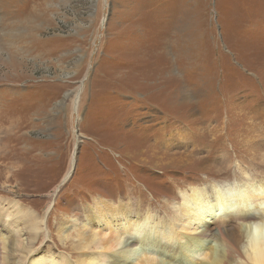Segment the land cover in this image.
<instances>
[{
	"label": "rangeland",
	"instance_id": "rangeland-1",
	"mask_svg": "<svg viewBox=\"0 0 264 264\" xmlns=\"http://www.w3.org/2000/svg\"><path fill=\"white\" fill-rule=\"evenodd\" d=\"M0 104V200L49 209L51 235L96 192L164 214L196 178H264V0H0ZM166 130L203 156L167 178L127 155Z\"/></svg>",
	"mask_w": 264,
	"mask_h": 264
},
{
	"label": "bare ground",
	"instance_id": "bare-ground-1",
	"mask_svg": "<svg viewBox=\"0 0 264 264\" xmlns=\"http://www.w3.org/2000/svg\"><path fill=\"white\" fill-rule=\"evenodd\" d=\"M169 133L166 130L154 145L133 146L129 160L167 175L203 159L198 153L188 156L184 142L172 151L170 138H165ZM7 137L8 112L0 104V162L9 169L8 143L2 141ZM16 150H11L12 157H17ZM23 160L14 166L24 167ZM209 166L210 171L208 166L202 171L226 173ZM6 171L0 166L4 186L13 172ZM253 178L211 183L196 178L199 182L178 194L164 192V205L172 204L164 214L153 207L155 201L143 207V198L130 195V189L118 196L96 192L88 195L80 214L60 217L53 235L49 209L39 213L15 200H0V264H185V258L192 264H264V178Z\"/></svg>",
	"mask_w": 264,
	"mask_h": 264
},
{
	"label": "water",
	"instance_id": "water-1",
	"mask_svg": "<svg viewBox=\"0 0 264 264\" xmlns=\"http://www.w3.org/2000/svg\"><path fill=\"white\" fill-rule=\"evenodd\" d=\"M74 165H75V162H74Z\"/></svg>",
	"mask_w": 264,
	"mask_h": 264
}]
</instances>
